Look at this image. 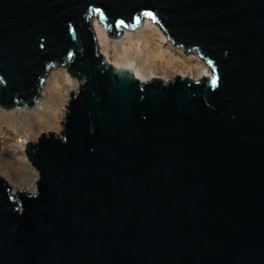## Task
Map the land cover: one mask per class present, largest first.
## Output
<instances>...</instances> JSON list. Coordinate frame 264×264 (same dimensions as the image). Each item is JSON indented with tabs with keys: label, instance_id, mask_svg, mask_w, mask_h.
<instances>
[{
	"label": "water",
	"instance_id": "obj_1",
	"mask_svg": "<svg viewBox=\"0 0 264 264\" xmlns=\"http://www.w3.org/2000/svg\"><path fill=\"white\" fill-rule=\"evenodd\" d=\"M92 17H150L212 75L139 83ZM61 66L82 83L25 145L35 191L0 176V264H264V0H0V108Z\"/></svg>",
	"mask_w": 264,
	"mask_h": 264
},
{
	"label": "rangeland",
	"instance_id": "obj_2",
	"mask_svg": "<svg viewBox=\"0 0 264 264\" xmlns=\"http://www.w3.org/2000/svg\"><path fill=\"white\" fill-rule=\"evenodd\" d=\"M93 18V17H92ZM91 18V22H92ZM147 18V17H146ZM144 18L141 22V25H136L133 29L126 28L125 26L121 27V35L125 33L124 31L131 30V32L142 28ZM93 25V24H92ZM103 25V24H102ZM104 26V25H103ZM120 35V36H121ZM119 36V37H120ZM169 46V45H168ZM166 46V47H168ZM135 46H131L132 50L121 49V46L118 49L113 50V54L115 56L122 57L123 54L126 53L129 56V59L133 58V60L138 65H144L149 69L151 66V61L148 59L146 55L147 52L141 53L139 52ZM172 49L173 57L178 58L180 56L188 57L187 55H192L193 53L185 54L181 48H177L173 46L171 42L170 45ZM120 52V53H119ZM126 54V55H127ZM185 55V56H184ZM194 55V54H193ZM134 73L133 71H130ZM59 75L60 77V88L59 85L55 84L53 78ZM70 76V77H69ZM158 78L164 82H171L179 76V73L173 74L169 79H164L161 73H158ZM163 77V79L161 78ZM211 77V76H210ZM183 78V77H182ZM186 79V78H183ZM53 83L51 86L57 87L59 90L53 91L54 94L51 97V101H55L59 103L58 96H62V100L60 101L61 108V118L57 119L55 127H46L41 126L39 123L42 121H47L46 117L37 115L35 110L38 108V104L46 101V93L50 92L49 84ZM151 81V80H149ZM194 81V80H193ZM78 83H82V81H78L76 78H73L68 72L67 67L61 66L53 69L46 77L43 87L40 91V102L38 101L33 109L25 108H16L15 110H4L0 108V176L7 182L10 187V193H12L13 197L16 192L25 191L28 193H33L35 191V184L38 179L37 171L31 166L29 161H27V157L25 156V152L23 147L18 143L20 140L28 138V140H32V143H36L38 137L48 132H53L57 136L61 137L60 132L63 131V127L60 123L65 118V112L67 111L65 107L68 105L69 94L71 92H78ZM35 109V110H34ZM38 110V109H37ZM12 115L10 118L5 117V115Z\"/></svg>",
	"mask_w": 264,
	"mask_h": 264
},
{
	"label": "bare ground",
	"instance_id": "obj_3",
	"mask_svg": "<svg viewBox=\"0 0 264 264\" xmlns=\"http://www.w3.org/2000/svg\"><path fill=\"white\" fill-rule=\"evenodd\" d=\"M91 24H93L92 30L95 33V38L98 45V53L103 56L105 62L108 65H111L114 69L125 70L129 72L133 71L134 73H131L139 83H146L149 82V80L157 79L158 73H161L166 80L169 79L171 75L176 73H179L181 78L183 77L194 81L201 80L203 78H209L212 75L210 67L199 57L197 52L193 53L194 55H187L188 57L184 58L182 56H180L179 59L173 57L174 54L172 53V49L170 47L171 41L167 39L166 33L161 29L159 24L155 21H152L150 17H147L145 22L143 21L144 25L142 28L133 32L126 29L123 36L121 33V36L119 35L120 37L118 36L115 38L108 36L107 30H104V26L99 22L98 17H93ZM120 46L121 49L126 48L127 50H132L131 46H135L134 48L137 47L139 52H147L146 55L148 56V59L152 60L149 69L144 65H138L133 60V58L129 59L127 53V55L123 54L122 57H119L118 55L115 56L113 54V50L118 49ZM52 70H50L49 73ZM163 77L161 78L163 79ZM59 79V75H56L53 78L55 84L59 85L60 88L61 85ZM52 83L53 81L49 84L50 92L46 93L47 100L38 104V110L34 109L37 115L46 117L47 121H42L39 123L41 126L46 127H55V121L61 118L62 114V110L60 108L62 96H58L59 103L51 101V97L54 94L53 91L59 90L57 87L51 86ZM36 103L34 106L28 109L31 110L35 108L37 105ZM16 108L18 107L15 106L10 110H15ZM11 116L12 115L10 114L5 115L7 118H10ZM18 143L23 147V149H26L25 145L27 143H32V140L25 138L20 140Z\"/></svg>",
	"mask_w": 264,
	"mask_h": 264
}]
</instances>
